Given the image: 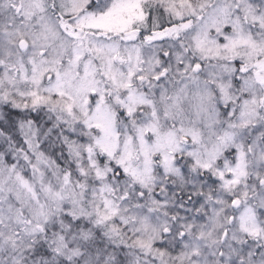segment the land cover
<instances>
[{"label": "snow or ice", "instance_id": "snow-or-ice-1", "mask_svg": "<svg viewBox=\"0 0 264 264\" xmlns=\"http://www.w3.org/2000/svg\"><path fill=\"white\" fill-rule=\"evenodd\" d=\"M0 142V264H264V0H0Z\"/></svg>", "mask_w": 264, "mask_h": 264}, {"label": "rangeland", "instance_id": "rangeland-1", "mask_svg": "<svg viewBox=\"0 0 264 264\" xmlns=\"http://www.w3.org/2000/svg\"><path fill=\"white\" fill-rule=\"evenodd\" d=\"M14 138L17 139L19 142L22 143V138H21L18 134H17ZM4 147H5V146L3 145V143L0 142V152L4 151ZM43 147H44V145H42V148H43ZM5 161L11 163V162H12V157H11V155H7V156H5Z\"/></svg>", "mask_w": 264, "mask_h": 264}]
</instances>
